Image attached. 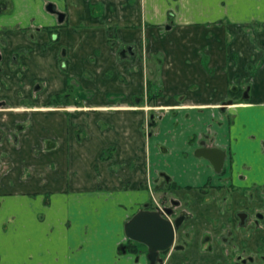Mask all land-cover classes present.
I'll return each instance as SVG.
<instances>
[{
  "label": "crops",
  "instance_id": "1",
  "mask_svg": "<svg viewBox=\"0 0 264 264\" xmlns=\"http://www.w3.org/2000/svg\"><path fill=\"white\" fill-rule=\"evenodd\" d=\"M71 1L0 0V62H4L5 68H13L9 76L0 77V100L8 105V110L23 111L9 113L12 118L39 114L42 125L46 117L41 116L59 114L55 109L39 111L38 107H27L31 102L51 105L54 100L41 92L46 83L41 74H30L29 80L25 76L24 72L31 71L33 64L24 48H32L39 37L43 42L48 40L59 27L69 37L65 27L73 16L80 23L86 21L91 32L102 34L105 28L114 29L117 36L112 48L107 47V41L106 46L102 42L104 46L99 43L93 46L95 49H87L91 46L88 45L80 58L83 61V56L100 50L92 63L94 72L111 74L101 80L98 76L92 81L78 78L83 90L79 97L84 91L92 97L83 99L82 103L88 106L75 113L93 117L89 118L95 125L85 116L84 126L77 127L85 129L93 143H73L74 136L72 143H62L64 133L58 135L49 130L39 136L43 135L44 141L53 138L59 143H41L38 148V143H31L38 138L34 136L31 141L18 143V148L13 143L0 147V264H129L128 257L117 249L126 240L125 223L141 210V204H128L125 198L136 192L144 198L143 202L147 200V194L140 189L155 173H165L160 166L162 158H171L169 168L175 167L167 174L172 182L186 191L184 195L193 192L191 197L197 202L198 190L211 182L212 187L221 188V196L234 188L238 206L240 197L250 195L251 208L264 211V199H260L264 198V69L260 72V86L253 90V78L250 90L244 69L248 62L241 60L227 66L229 52L233 51L234 59L241 46L227 43L224 38L241 32L240 36L246 39L263 32L259 41L264 46V0H73V5ZM47 6L49 10H45ZM75 24L81 27L78 22ZM31 33H37L36 37L33 34L35 40ZM207 34L216 37L210 40V58L199 54L207 50L203 40L197 44L189 39L192 35L203 39ZM162 35L168 38H160ZM145 41L149 43L146 55ZM127 48H131V53L127 51L115 58ZM160 52L163 65L166 58L169 60V67L163 66L162 71ZM41 54L37 56L41 60L45 57L40 62L44 70L47 58L45 52ZM86 64L84 61L83 65ZM85 68L88 66L81 71ZM149 70L155 81L159 80L158 86L155 81L148 83ZM50 73H54L52 84L56 87L60 82L58 73ZM35 82H40L34 89L40 93L35 95L33 91L31 95ZM118 82L121 83L114 84ZM62 91L57 89L55 95L65 93V89ZM147 93L157 96V106L155 103L151 109H164L152 132L144 126V106L148 102L140 105L135 100L144 99ZM246 93L248 98L243 99ZM27 95H31L30 101L24 104ZM239 97L246 103L230 107L223 104L224 99L232 100L228 105L238 102ZM189 100L191 103L182 104ZM104 117L110 121L105 130L99 123ZM49 121L60 125L57 119ZM89 125L95 130L88 131ZM23 131L28 129L24 127ZM203 140L226 151L223 175H214L204 161L192 157L194 146L190 143ZM158 143L176 145L165 150ZM78 145L85 151H72L70 156L69 147ZM105 150L112 153L102 159L100 154ZM180 150L183 159L177 154ZM87 157L94 158L88 163ZM132 164L135 172H131ZM181 166L183 169L178 171ZM126 185L131 189L125 190ZM222 227H227L225 221ZM235 235L240 252L249 250L255 258L264 254V220L249 225L245 231H236ZM215 260L221 264L230 262L221 253H217Z\"/></svg>",
  "mask_w": 264,
  "mask_h": 264
},
{
  "label": "rangeland",
  "instance_id": "2",
  "mask_svg": "<svg viewBox=\"0 0 264 264\" xmlns=\"http://www.w3.org/2000/svg\"><path fill=\"white\" fill-rule=\"evenodd\" d=\"M73 1V0H72ZM71 1V5H73V2ZM69 6V3H68ZM50 8L47 6V8L45 7V10H49ZM96 10H92L93 14L95 13ZM47 13H50L49 11H47ZM64 19V18H63ZM80 19H76L75 16H73V18L71 17V20L69 21V26L65 27V29H69V37L65 36V31H63L64 28L59 27L57 29H55V34L51 35V37L46 40V41H42L39 37V41H36V44L33 43V47L32 48H24V51L26 52V54L29 57H32L31 61L32 62V66H31V71L27 70L25 73V76L28 78V80L30 79V74H33L34 76L37 74H41L42 77L44 78V81L46 83H44V88L41 92H43V94L45 95V97H49L50 100L53 99H57L59 97L58 102H54L53 101V106L50 105V103H33L31 102V105H28L27 107L30 108L31 110L34 109V107H38L39 111H44V110H56L58 111L56 113L53 114H45L44 116L41 117H46L44 119L45 124L43 122V124L41 125V122H39V114H32V115H27L25 118H23L22 116L19 118H12L10 116L9 113L13 112V113H22L21 110H16V109H11V110H15V111H11L8 110L6 108H9L8 105H5L4 101L2 102V100H0V147L5 146L6 144L4 143H13V145L15 147H20L18 146V143H24V140L28 141V140H33L34 136H37V140L36 141H31V143H38L36 146H38V148H40V144L41 143H59V141L57 142V140L53 139V138H49L51 141H49V139L44 141L42 137L43 135H45V131H49L52 130L54 133L61 135L62 133H64L65 138L62 140V143H72L71 142V138L72 136H74V141L73 143H93L90 140V134L83 128L79 129L77 126L83 127L84 123H85V116L83 115V113H75L77 109H83L85 106L87 107L88 103H82L83 99L84 100H88V98L92 97V94L87 93V91H84V93L82 94L83 96L80 98L78 93H80V90L82 87H80L82 85L81 81L84 79H90L95 80L94 78L98 76V79L101 80L103 79V77H110L111 74L110 73H103L100 74V72H94V69L92 67L95 66L92 63H95V57L97 55L100 54V50H95L93 52H91L90 56H83V61H81V57L84 54V50L85 47L88 45H91L90 48L87 49H95L93 48V46H97L99 43L102 45L103 44L106 46L105 42L107 41V47L112 48L113 45L116 44V39L117 36L116 34H113L114 29H103L102 34L99 33H95V31L91 32L86 24V21L80 23ZM89 21V20H88ZM75 22H78L79 25H81V27H78ZM31 32H33V30L31 29ZM258 32V31H257ZM241 32L238 33V36L235 35H227L224 38L226 39V42L230 43H236V46H241L240 50L236 51V56L233 59V51L229 52L228 57V63L227 66L230 64H233V62H241V60H243L242 62H248L246 63V68L245 71L248 72V77L250 82L247 84L250 87V90H252V85L254 82L253 78L255 79L254 82V89L260 86V81L259 79L262 78L263 74H261L260 72H262V70L264 69V46L262 45V43L259 41V37L262 36L263 32H258L254 35H251L249 37H247L246 39H243L242 36H240ZM33 34L34 37H36L37 33H31L32 36V40H35V38H33ZM168 38V35H162L160 36V38ZM203 39L201 37L197 36H191L189 39H192L194 43L199 44L200 41L199 40H203V43L205 42L206 45L205 47L207 48V50L200 52V55H205L207 56V58H210L211 53H209L208 49H209V45H210V40L215 37L214 34H207L205 36H202ZM218 39H220V37H217ZM242 38V39H241ZM2 40L3 38H0V44H2ZM205 40V41H204ZM42 44H41V43ZM89 42V44H88ZM121 42V41H120ZM39 44V45H38ZM44 44V45H43ZM149 43H147L145 41V45L146 46L144 48V54L146 55L148 49H149ZM43 45V46H42ZM102 45V46H104ZM121 45V44H119ZM2 45H0L1 48ZM42 46V48H41ZM84 47V48H83ZM32 49V52L30 54V51ZM42 49V50H41ZM237 49V48H236ZM134 51V50H133ZM1 49H0V54L1 53ZM41 52H45L46 54V58H47V62H46V67L44 68V70H42L40 67H42V65L40 64V62L42 60H44V58L41 60L39 58V56L37 55H42ZM179 51H177V55ZM20 53V52H19ZM19 53H17L19 55ZM38 53V54H37ZM95 53V56L94 54ZM170 53V52H169ZM181 54V53H180ZM227 53L225 52V55ZM183 55V54H182ZM15 55H13L12 57H14ZM115 56V55H114ZM121 56H124V54H122V51H120V53H117L115 58H120ZM133 56H135V53L133 54ZM163 53L160 52V70L162 71L163 66H167V68L169 67V60L166 58V65H163ZM90 62L89 61V58ZM132 57V56H131ZM165 57V56H164ZM80 59V60H79ZM133 60V58L131 59V61ZM85 61V63H87L86 65H83V62ZM40 64V66H39ZM31 65V64H30ZM54 65L56 66V68H54ZM155 65V63H154ZM84 66H88V68H85V71H81L82 67ZM162 66V67H161ZM54 71L57 74L56 77H58V79L60 80L59 84L56 87H53L54 85L52 84L53 82V74L54 73H50V71ZM13 71V68H5V64L4 62H0V77H3L2 74H5V76H9L10 73ZM106 72V71H105ZM149 76L147 77V81L148 83H153L155 81V76L151 75L152 72L149 70ZM78 73V77H75V74ZM158 75V74H157ZM160 75V74H159ZM45 76V77H44ZM79 76H81L82 80H78ZM162 76V74H161ZM11 77V76H10ZM153 81V82H152ZM252 81V82H251ZM156 86H158L159 84V80L156 78ZM54 83V82H53ZM121 82L118 83H114L115 85L120 84ZM4 84V83H3ZM2 84V85H3ZM40 84V82H35V84L33 85V90L31 95L33 94V91H35V87L38 86ZM52 84V85H51ZM245 84V83H242ZM161 88H162V83L160 84ZM246 85H243L242 87H245ZM2 88V87H1ZM37 88V87H36ZM100 90L103 89V86H99ZM4 89V88H3ZM57 89L60 91H62L63 89H65V93L62 92H58L59 95H55V93L57 92ZM246 92L248 93V90L245 89ZM156 91V90H155ZM38 93H40V91H35V95H37ZM62 93V94H61ZM246 93V97H244L243 99H247L248 95ZM31 95H27L28 99L23 100L24 104H28L30 101V97ZM66 95L67 99L64 100L62 99V97ZM151 95V94H150ZM157 95H159V92L157 93ZM156 96V95H155ZM155 96H153V100L149 99V95L148 93L146 94V96L143 99V103H141L142 100H140V105H144L146 102L147 105L145 104L144 107L147 108V117L146 121H145V128H147V130H149V132H152L153 127L155 126V124H153L152 127H148L149 123H155V121H157L159 118H161L162 116V111L164 109H151L150 107H152L153 105L157 106V101L155 99ZM161 96V95H160ZM157 97V96H156ZM242 97L237 98L238 102H234V103H230L227 105V102H230L232 100L229 99H224L223 100V104L225 103V106L230 107L232 104H245L246 102H244L245 100H243ZM151 100V101H150ZM146 101V102H145ZM181 101V100H180ZM79 102H81L79 104ZM163 102H167V101H163ZM182 102V101H181ZM186 103H191L190 100L189 102H183L182 104H186ZM139 104V102L137 103ZM149 104V105H148ZM189 105V104H188ZM116 107V106H114ZM76 108V109H75ZM18 109V108H17ZM30 110L29 113H31L32 111ZM26 112L24 113H28L27 110H25ZM150 112L152 113L150 115ZM88 118L90 116H87ZM49 118L51 119H57V121H59L60 125H55L52 122L49 121ZM91 119H93V117H90ZM89 118V120H90ZM15 119V120H14ZM109 120L108 118L104 117V118H100L99 123L101 125H103L101 127V129L104 128L107 129L109 128L110 124H109ZM90 123H92L93 125L94 122L90 120ZM177 124L178 121H177ZM24 127L26 128V130L28 129V131L24 132L23 129ZM78 128V129H77ZM88 131H92V129L95 130V127L93 126H88ZM21 129V130H20ZM103 130V131H104ZM40 134H43L41 136H39ZM210 139V138H209ZM61 143V142H60ZM151 144V143H150ZM156 144V143H153ZM160 144L161 147H163L162 149L165 150H169L171 148V146L173 147L174 145H176V143H158ZM86 146H89L86 145ZM81 147V145L78 146H74V147H69V153L70 156L72 155V151L73 152H77L79 150V153H82L83 151H85V149L82 148H78ZM91 147V146H89ZM149 147V146H148ZM92 148H94L92 146ZM35 150V148L33 149ZM182 150V149H181ZM181 150L177 152L178 155H180L179 157L182 158L181 154ZM36 151V150H35ZM113 151V150H112ZM38 153V152H37ZM112 152L110 151H102L100 154V157L102 159H105L107 157H109L111 155ZM39 155V153H38ZM165 156V154H163ZM113 156V155H112ZM185 156L188 157L189 154L185 153ZM94 157H87L85 158L86 162L90 163L92 162ZM183 159V158H182ZM169 160H171V158H162L160 160V166L162 169H164V172L166 174L172 173V170H175V167H170L169 166L171 164H169ZM96 163V162H95ZM94 163V164H95ZM97 164V163H96ZM122 164L119 165V168H122L121 166ZM145 168L147 170V160L144 163ZM127 166L129 167V165L127 164ZM133 168H131V172H135V164H132L131 166ZM183 169V166L179 167L177 170L181 171ZM171 175V174H170ZM157 176V177H156ZM156 177V178H155ZM152 178V179H151ZM148 181L145 182V188L141 187L140 190H144L145 193L147 194V200L145 202L144 198L143 200L138 197V195L136 194V192L131 193L130 196H127L125 198V200H129L127 203H131L133 201H137V203H140V209L143 208V206L145 204H148L150 209H154V207H163L165 205L169 204V199L170 198H174L177 199L181 202V207L184 208L185 210H190L191 213L193 214V219L191 220V223L189 224L188 228L190 230V235H192V239L190 238L189 240V244L191 243L192 245H190L191 249L189 250L192 254L194 255H198L197 259H189L187 260L185 263L186 264H205V260H201L199 259V254L198 253H203L204 255L210 256V258L215 259V255L212 256V254H209L210 252H205L204 248H201V241H200V237L202 235V228L201 227H206V226H210V227H214L215 226V222L216 219L214 218L215 215V211L216 208H214L213 213H207L204 212V210L200 209L201 206L205 205V204H211L207 203V201L205 200L204 196L202 195V191L198 190V196H199V200L200 201H196V199L192 198L191 195L193 194V192H188V194L184 195V193L186 191H181L179 188L173 189L170 186V189L168 188V184L162 185L161 182L163 181V178L160 177V175H158L157 173H155L153 175V177H151ZM153 180V181H152ZM151 181V183H150ZM131 186L130 185H126L125 190H130ZM196 191V190H193ZM137 196V197H136ZM196 196V195H195ZM211 196V197H210ZM207 197L210 198V200H213L212 202L215 201V197L213 195H208ZM198 199V198H197ZM241 199V203L243 204V200ZM253 198L251 197V200ZM260 199H264L263 197H260ZM189 200V202H188ZM142 201V202H141ZM143 203V205H142ZM135 206V205H134ZM199 208L197 210H195L196 208ZM212 208V209H213ZM199 228V229H197ZM183 240V244L185 245V247H187L186 241ZM229 243H224L223 244V251L224 255L230 256V261H232L235 258V253H239L240 251L237 250V247H234V245H228ZM215 248L217 249V245H214ZM234 248L236 249L234 251ZM215 249V250H216ZM172 253L176 254L178 253L179 256L176 258L177 260H179V262H182L183 259L181 258V255L183 252H176V249H172ZM218 253V252H217ZM243 255L248 256L250 255L249 250L243 251L242 252ZM232 255V256H231ZM166 257H168V263H172V258L173 256H169L167 255ZM175 262V261H174ZM212 262V263H213ZM173 264V263H172Z\"/></svg>",
  "mask_w": 264,
  "mask_h": 264
},
{
  "label": "flooded vegetation",
  "instance_id": "3",
  "mask_svg": "<svg viewBox=\"0 0 264 264\" xmlns=\"http://www.w3.org/2000/svg\"><path fill=\"white\" fill-rule=\"evenodd\" d=\"M131 53V48L123 49L122 54H126V52ZM136 102L140 103L143 102L142 98H136ZM151 101V100H150ZM154 123H149V126L153 125ZM190 146H194L192 149V157H194L197 160H202L206 163L207 167L209 168V171H212L214 175L221 176L225 173V165L226 160L228 159L227 153L224 149L216 146L215 143H207L205 140H203L201 143H190ZM219 148L225 151L226 153V159L225 163L223 165L222 171L219 174H216L212 168V166L209 164L207 160L204 158H198L195 156V151L199 148ZM160 177L163 178V181L161 182L162 185L168 184V188L170 189V186L173 189L177 188V185L172 182L169 175L165 173H160ZM210 181V180H209ZM211 182L205 184V186L201 187L199 190L202 191V195L204 196L207 203L211 204H205L200 207V209L204 210V212L207 213H213L214 208H216L214 218L216 219V224L214 227L206 226L201 227L202 228V235L200 237L201 241V248L205 249V252H210L209 254H212V256H217L218 254L224 255L225 250L223 251V244L229 243L228 245H234V247L237 246V237L235 235L236 231H245L248 229L249 225L253 226L255 224L260 223L264 220V211L257 209H252L249 201H251V197L253 196H245L242 197V200L244 201L243 204L241 201L239 202L240 206H238V199L235 195L236 190L234 188H230L228 194L225 196H221V188H215L212 187L214 190L213 194L210 193L211 190ZM186 190V189H184ZM189 190V189H187ZM208 195H213L215 197V201L210 200ZM211 197V196H210ZM189 202V200H188ZM190 203V202H189ZM181 202L177 199L170 198L169 204L165 205L163 207H154V209H150L148 204H145L141 210L146 209L149 211H156L163 217H165L167 220H169L171 223H175L180 218H183L184 221L179 226L178 229H175L174 233V240L172 246L163 252H159L158 256L154 262V264H186L185 262L189 259H197V254H192L189 250L191 249L189 244L190 238L192 239V235H190V230L187 229L189 224L191 223V220L193 219V214L190 210H185L181 206ZM213 208V209H212ZM199 209L198 207L195 209ZM166 210H168V214L166 213ZM244 218V220H243ZM222 221L226 222L227 227H222ZM244 222L243 224H241ZM199 229V228H197ZM183 240L186 241L187 247L182 243ZM184 241V242H185ZM217 245V249L214 245ZM172 249H176V252H183L181 255V258L183 259L182 262H179L176 258L179 256L178 253L174 254L172 253ZM216 249V250H215ZM118 252L125 257H128L129 264H150V259L148 257L149 252L148 248L140 243L133 242L126 238L124 243H121V245L118 246ZM236 249L234 248V251ZM238 250V247H237ZM242 250L239 253H235V258L230 261V256L227 255L226 258L229 260V264H257V261L259 264H264V254L253 257L252 255L245 256L242 254ZM199 259L205 260V264H221L220 260H215L213 262V259L210 258V256L207 257V255H204L203 253H198ZM167 255L173 256L172 263H168V257ZM232 256V255H231ZM175 261V262H174ZM213 262V263H212ZM256 262V263H255Z\"/></svg>",
  "mask_w": 264,
  "mask_h": 264
},
{
  "label": "water",
  "instance_id": "4",
  "mask_svg": "<svg viewBox=\"0 0 264 264\" xmlns=\"http://www.w3.org/2000/svg\"><path fill=\"white\" fill-rule=\"evenodd\" d=\"M59 20H63L62 15ZM195 156L207 160L216 174L221 173L226 159L225 151L219 148L202 147L195 151ZM168 212L166 210L167 214ZM183 221L184 219L180 218L173 224L158 212L143 209L125 223L124 233L127 239L148 248L150 264H154L158 253L172 246L175 229H178Z\"/></svg>",
  "mask_w": 264,
  "mask_h": 264
},
{
  "label": "trees",
  "instance_id": "5",
  "mask_svg": "<svg viewBox=\"0 0 264 264\" xmlns=\"http://www.w3.org/2000/svg\"><path fill=\"white\" fill-rule=\"evenodd\" d=\"M152 98H153V97H149V99H152ZM62 99L66 100V99H67V96L64 95V96L62 97ZM58 101H60V100H59V97H58L57 99L54 100V102H58Z\"/></svg>",
  "mask_w": 264,
  "mask_h": 264
}]
</instances>
